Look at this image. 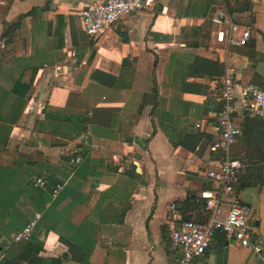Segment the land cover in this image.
<instances>
[{"label":"crops","instance_id":"1","mask_svg":"<svg viewBox=\"0 0 264 264\" xmlns=\"http://www.w3.org/2000/svg\"><path fill=\"white\" fill-rule=\"evenodd\" d=\"M99 1L0 0V249L40 214L34 234L45 260L171 264L169 206L182 217L192 201L198 213L213 186L206 173L221 157L211 147L223 75L264 87V0H229L252 31L227 52L211 23L223 3L204 15L209 0H155L91 45L81 11ZM31 80L24 98L14 93ZM235 102L241 134L230 157L247 165L235 196L264 253V120L249 118L238 94ZM44 109L82 117L86 132L72 139L56 122L41 128ZM38 177L42 194L23 193ZM197 264L262 262L216 233Z\"/></svg>","mask_w":264,"mask_h":264},{"label":"built area","instance_id":"2","mask_svg":"<svg viewBox=\"0 0 264 264\" xmlns=\"http://www.w3.org/2000/svg\"><path fill=\"white\" fill-rule=\"evenodd\" d=\"M154 3L155 0H101L87 5L81 11L83 31L90 40L97 41L122 18L151 10ZM211 23L214 27L215 41L221 43L226 52L232 47H244L248 44L251 27L238 23L234 15L223 5L215 11ZM237 94L249 118L264 120V87L241 84L236 81L232 70H226L219 90L221 99L217 115L219 133L211 147V150L219 153L221 157L218 165L210 167L206 173L207 179L213 185L212 189L201 193L204 200L202 215L206 217V222L184 220L178 214L177 205L170 204L166 225L170 232L169 249L175 254V260L171 264H197V260L205 254L216 233H223L232 238L240 247L250 248L264 264L262 247L252 241L248 226L249 212L240 205L234 190L247 167L243 161L230 157V149L241 134L233 116ZM199 127L197 124L196 128ZM80 160L77 157L75 161L79 163ZM43 185V178L35 179V187L41 188ZM61 188L62 185H56L53 195L56 196ZM224 206L227 207L225 212ZM40 217V214H35L14 234L12 243L29 241ZM7 248H4V251L0 250V260L4 258Z\"/></svg>","mask_w":264,"mask_h":264},{"label":"trees","instance_id":"3","mask_svg":"<svg viewBox=\"0 0 264 264\" xmlns=\"http://www.w3.org/2000/svg\"><path fill=\"white\" fill-rule=\"evenodd\" d=\"M235 1H238V0H235ZM216 3L217 4L223 3V6L225 7V9H227V11L231 14L235 11V8L231 5L229 0H209V2H207L206 4V7L205 8L203 7V9L206 11L204 12L203 10L204 15H207L211 6H213ZM246 7L247 6H244L243 10L248 9V7L247 8ZM24 17L25 16L20 17L17 23L11 26V29L15 30L19 28L20 21ZM94 42L95 41L91 40L90 44L93 45ZM34 73H35V70H33V74ZM33 76L34 75H32V78ZM31 82L32 80L30 81L29 85H21L19 82L16 83L13 89L14 93L19 95L20 98H24L26 96V93L31 87ZM19 89H23V92L20 93ZM43 113H44V123L45 124L41 123L40 124L41 128H45L46 126H48V129H52L53 128L52 122H56L59 124L60 130H66L72 139L77 138L86 132V121L80 116L63 115L62 112L60 111H48V109H44ZM56 131L57 129H55L54 131L50 130L49 133L53 134ZM168 136L170 137V140H171L172 137L170 135ZM172 144L173 146H177L174 142H172ZM242 178H243V173L239 178V183L235 185L234 187L235 192L243 188ZM5 185H6L5 182L0 180V186L4 187ZM24 186H26V190L25 191L23 190V193H27L29 195H36V196H40V194H42V189L39 187H35L34 181H29L26 184H24ZM27 189L29 192L27 191ZM3 191H4V188L0 192V200L2 198ZM202 200L200 201V203H198L199 204L198 213H194L196 210V207L194 209L192 208L193 206L192 201H185L180 207V211L182 212V219L191 220V221L199 222V223H205L206 217L202 215L203 208H204V200L203 201ZM0 250L4 251L3 249H0ZM42 251H43V248L38 243L37 237L33 232L29 241L10 244L7 250H5L4 258L0 260V264H61L59 260L54 261V260H45L41 258L40 253Z\"/></svg>","mask_w":264,"mask_h":264},{"label":"water","instance_id":"4","mask_svg":"<svg viewBox=\"0 0 264 264\" xmlns=\"http://www.w3.org/2000/svg\"><path fill=\"white\" fill-rule=\"evenodd\" d=\"M154 9H157V10H159V11H160V7H157V6H155V7H154Z\"/></svg>","mask_w":264,"mask_h":264},{"label":"rangeland","instance_id":"5","mask_svg":"<svg viewBox=\"0 0 264 264\" xmlns=\"http://www.w3.org/2000/svg\"><path fill=\"white\" fill-rule=\"evenodd\" d=\"M83 28V27H82Z\"/></svg>","mask_w":264,"mask_h":264}]
</instances>
